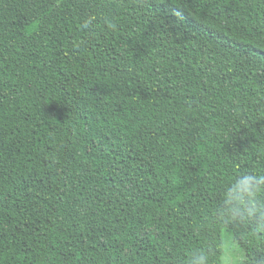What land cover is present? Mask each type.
I'll use <instances>...</instances> for the list:
<instances>
[{
	"label": "trees",
	"instance_id": "obj_1",
	"mask_svg": "<svg viewBox=\"0 0 264 264\" xmlns=\"http://www.w3.org/2000/svg\"><path fill=\"white\" fill-rule=\"evenodd\" d=\"M246 171L264 173V0H0V264L218 255L237 231L219 193ZM235 245L264 264V239Z\"/></svg>",
	"mask_w": 264,
	"mask_h": 264
},
{
	"label": "clouds",
	"instance_id": "obj_2",
	"mask_svg": "<svg viewBox=\"0 0 264 264\" xmlns=\"http://www.w3.org/2000/svg\"><path fill=\"white\" fill-rule=\"evenodd\" d=\"M96 22L91 16L84 20L83 27L89 29ZM216 221L225 226H234L232 239L221 241L224 251L216 254L213 247L193 250L187 264H234L233 251L236 240L251 235L264 239V173L256 171L241 172L224 184L219 193V203L214 210Z\"/></svg>",
	"mask_w": 264,
	"mask_h": 264
},
{
	"label": "rangeland",
	"instance_id": "obj_3",
	"mask_svg": "<svg viewBox=\"0 0 264 264\" xmlns=\"http://www.w3.org/2000/svg\"><path fill=\"white\" fill-rule=\"evenodd\" d=\"M215 230H216L215 227L207 226V227L205 228V232H206V234H207L208 236L213 235V233L215 232ZM226 236H227V238H228L229 240L232 239V238L230 237V235H229L228 232L223 231V232H222V241L226 238ZM223 251H224V250H223ZM233 251H234L235 256H236V260H235V262L240 261V260L242 259V256H243V255H242V251H240V249H239L236 245L234 246ZM235 262H234V263H235Z\"/></svg>",
	"mask_w": 264,
	"mask_h": 264
}]
</instances>
